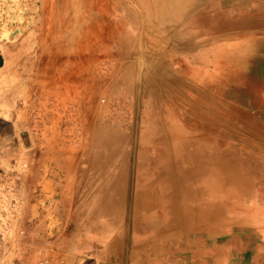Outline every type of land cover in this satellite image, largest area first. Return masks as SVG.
<instances>
[{
    "label": "rangeland",
    "instance_id": "374dc122",
    "mask_svg": "<svg viewBox=\"0 0 264 264\" xmlns=\"http://www.w3.org/2000/svg\"><path fill=\"white\" fill-rule=\"evenodd\" d=\"M150 1L0 0V254L8 260L134 264V232L141 228L135 220L146 207L138 205L142 147L161 131L146 109L150 80L163 78L185 99L184 81L171 73L170 59L191 46L183 47L174 37L207 0L170 25L162 22L172 16L171 8L186 2L177 0L163 9L167 0ZM249 10L262 12L264 4L253 1ZM246 30L260 34L264 22L257 19L232 31L244 38ZM205 34L201 30L196 36ZM215 94L219 97L220 92ZM229 100L234 105H222L221 110L231 112L241 104L250 115H227L213 108L211 113L223 118L226 128L220 132L241 148L263 155L264 111ZM179 107L184 116H195L187 103L181 101ZM156 187L160 193L161 186ZM182 198L177 195L167 204L175 215L185 212ZM255 201L264 207V196ZM162 205L155 209L163 210ZM102 206L118 216L110 232L116 244L97 250L100 231L89 219ZM81 216L88 221L75 223ZM246 224H228L223 236L230 242L244 240L232 249L229 243L230 250L205 245L203 233L177 240L169 246V264H264V224L252 219ZM221 235L219 230L209 238ZM82 237L90 241L83 245ZM197 248L207 253L196 256Z\"/></svg>",
    "mask_w": 264,
    "mask_h": 264
},
{
    "label": "bare ground",
    "instance_id": "6f19581e",
    "mask_svg": "<svg viewBox=\"0 0 264 264\" xmlns=\"http://www.w3.org/2000/svg\"><path fill=\"white\" fill-rule=\"evenodd\" d=\"M253 1L259 5L264 4V0H207L205 4L197 6L190 23H186L181 33L177 36L175 34L176 42L181 41L183 47L188 44L191 46L188 52L177 51L170 59L173 64L171 73L184 81L180 84L185 99H179L177 91L163 78L154 82L150 80L146 109L149 117L158 121L161 131L160 136L158 134L142 147L138 205L146 207L142 210L143 217L135 220L141 228L134 232V237L138 238L133 249L134 264H169V246L181 238L196 236L198 233L205 235L203 243L214 250L219 251L222 247L229 249V243L233 244L232 249L235 244L244 243V240L234 238L230 242L229 238L223 236L229 223L241 228L247 226L246 223L251 219L257 224H264V207L255 204L259 196H264V154H255L241 148L238 142L234 143L227 134L221 133L220 130H226L222 124L223 118L220 120L211 113L213 108L221 110L222 105H234L229 98L264 111V31L256 34L246 30L244 38H238V33L232 31L240 25L248 26L257 19L264 22V10H249ZM176 2L167 0L161 7L168 8V4L174 5ZM199 2L184 0L185 6L172 7V16L162 24L170 25L182 20L186 11ZM144 7L147 11L151 9L147 3ZM131 15L135 17L133 12ZM201 30L206 34L197 37L196 34ZM215 91L220 92L219 97ZM181 101L193 109L195 116L182 114L179 107ZM237 105L231 112L221 111L227 115H250L245 107ZM92 135L94 146L100 149L98 137ZM56 137L54 134L50 138L53 140ZM249 153L255 162L250 159ZM157 185L161 186L160 193L157 192ZM177 195H182V203L186 205L182 215H175L174 209L167 206L170 199ZM158 204H163V210L155 209ZM201 204L207 205L208 209L202 210ZM92 210L95 211L94 208ZM86 220V217L81 216L74 222L80 224ZM90 222L100 231L95 243L96 249L106 250L113 244L110 232L118 222V216L111 215L102 206L94 216L92 213ZM219 230L222 231L220 237L209 238ZM80 241L84 245L90 239L82 237ZM206 253L207 250H194L196 256Z\"/></svg>",
    "mask_w": 264,
    "mask_h": 264
},
{
    "label": "built area",
    "instance_id": "2783aa9c",
    "mask_svg": "<svg viewBox=\"0 0 264 264\" xmlns=\"http://www.w3.org/2000/svg\"><path fill=\"white\" fill-rule=\"evenodd\" d=\"M0 264H20V263L16 262L15 260H8L3 254H0Z\"/></svg>",
    "mask_w": 264,
    "mask_h": 264
}]
</instances>
